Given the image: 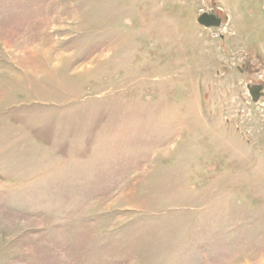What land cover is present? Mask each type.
Segmentation results:
<instances>
[{
  "label": "rangeland",
  "instance_id": "1",
  "mask_svg": "<svg viewBox=\"0 0 264 264\" xmlns=\"http://www.w3.org/2000/svg\"><path fill=\"white\" fill-rule=\"evenodd\" d=\"M251 84L264 0H0V264H264Z\"/></svg>",
  "mask_w": 264,
  "mask_h": 264
},
{
  "label": "water",
  "instance_id": "2",
  "mask_svg": "<svg viewBox=\"0 0 264 264\" xmlns=\"http://www.w3.org/2000/svg\"><path fill=\"white\" fill-rule=\"evenodd\" d=\"M197 21L205 27L219 26L221 24V20L215 14L207 12L201 13ZM248 90L252 101H258V99L264 94L262 91V85L260 84H251L248 86Z\"/></svg>",
  "mask_w": 264,
  "mask_h": 264
}]
</instances>
